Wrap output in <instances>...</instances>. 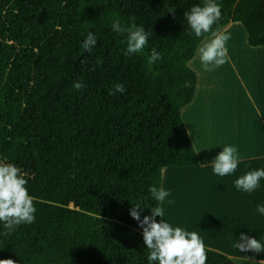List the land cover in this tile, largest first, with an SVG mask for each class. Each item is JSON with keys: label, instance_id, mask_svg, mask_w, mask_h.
Masks as SVG:
<instances>
[{"label": "trees", "instance_id": "1", "mask_svg": "<svg viewBox=\"0 0 264 264\" xmlns=\"http://www.w3.org/2000/svg\"><path fill=\"white\" fill-rule=\"evenodd\" d=\"M204 2L0 0V161L26 173L37 209L10 235L0 222V259L150 264L130 209L140 203L143 219L159 206L149 188H160L162 167L198 162L181 109L196 87L187 62L211 34L197 37L184 13ZM215 2L213 31L238 21L264 51V0ZM117 19L149 33L143 52L125 55ZM89 32L97 39L90 52L82 48ZM153 48L161 58L149 68ZM117 83L126 91L110 94ZM205 249L206 264H235Z\"/></svg>", "mask_w": 264, "mask_h": 264}, {"label": "rangeland", "instance_id": "2", "mask_svg": "<svg viewBox=\"0 0 264 264\" xmlns=\"http://www.w3.org/2000/svg\"><path fill=\"white\" fill-rule=\"evenodd\" d=\"M220 32L230 35L226 42L227 62L206 71L200 61L198 48L211 35L199 42L194 57L187 62L198 77L197 103L181 109L184 123L188 119V122H196L195 130L209 127L205 132L197 131L199 138L194 130L195 134L192 136L196 138L200 161H211L210 168L206 171L202 165L197 168H162L161 187L169 193L164 201L166 210L163 219L173 227H181L188 232L195 231L198 235L204 234L214 241L228 245L237 242V239H229L246 230L248 235H253L261 242L262 251L259 254L264 255V214L256 211L257 205L264 206V177L260 178L257 188L252 192H244L235 187V180L248 171L264 169V160L252 157V161L238 163L235 172L223 177L215 174L211 165L224 146L236 148L261 142L251 132L253 130L250 123V131L242 125L244 116L240 112L239 91L244 82L248 83L251 74H256L257 64L261 62L262 65L263 50L261 46L247 42L245 29L238 21H232ZM190 111L193 112L192 116ZM248 118L251 117H246V121ZM261 137L264 138V134Z\"/></svg>", "mask_w": 264, "mask_h": 264}, {"label": "clouds", "instance_id": "3", "mask_svg": "<svg viewBox=\"0 0 264 264\" xmlns=\"http://www.w3.org/2000/svg\"><path fill=\"white\" fill-rule=\"evenodd\" d=\"M168 12L175 15V9L169 8ZM187 24L194 34L199 37L204 33H210L211 38L198 48V54L206 71H211L227 62L228 49L226 42L230 35L220 31H213L212 26L221 17V7L215 0H205L203 6H193L184 13ZM117 33H127V50L125 55L141 53L148 44L149 33L143 27L131 24L124 26L120 21L114 20L111 25ZM97 43L92 32H89L82 43V48L91 51ZM161 58V54L155 48L147 58L149 68ZM77 90L84 87L82 82H73ZM126 91L122 83L114 86V92L110 94L124 93ZM239 159L237 149L234 146H224L211 165L218 176H227L236 171ZM26 173L12 163L0 161V222H3L4 235H10L16 227L21 224H31L35 221L34 198L29 194L26 187L28 180ZM264 177V169L251 170L235 180V187L244 192H252L259 184L260 178ZM151 197L161 204L169 195L162 187L150 186ZM144 207L140 203L132 204L130 215L138 221L142 229L143 239L149 251L148 261H157L158 264H206L207 253L203 241L195 232H188L181 227H173L163 219L164 210L162 207H151V214L141 219L140 213ZM256 211L264 214V206L257 205ZM161 219L159 222L156 217ZM234 247L241 252H251L250 259L262 251L261 242L254 236L244 232L240 233ZM0 264H17L13 259H0ZM257 264H264V260L257 261Z\"/></svg>", "mask_w": 264, "mask_h": 264}, {"label": "crops", "instance_id": "4", "mask_svg": "<svg viewBox=\"0 0 264 264\" xmlns=\"http://www.w3.org/2000/svg\"><path fill=\"white\" fill-rule=\"evenodd\" d=\"M231 22L232 21H229L228 24H230ZM228 24H226L224 27H227ZM204 39H205V37H204ZM258 46H260V45H258ZM262 50H263V48H262ZM262 53H261L262 54V65H261V62H259L257 64L259 66L256 67V74L254 72L251 74V77L248 78V80H249L248 83H245L243 81L244 84L242 85V88L239 91L240 92V100H241L240 112H241V115L244 116V120L242 122V125L246 129H248V127L250 126V125H248V123H250L251 129L253 130L251 132L255 133L256 134L255 136L260 138L261 142L259 144H254V145H247V146L241 145V147L236 146V148L238 147V149H237L238 159H239V163H241V164H244L245 161H252V157H259V158H262L264 160V143H262V139L264 140V138L261 137V135L264 134V51H262ZM257 58H259V57H257ZM195 75H196V73H195ZM195 86H196L195 87L196 91H194L193 97H192L191 101L188 103L189 105L187 104V106H190V107L194 106L197 103V97H198L197 94L199 92V90L197 91V87H198L197 86V77H196V81H195ZM187 106L185 105L183 110ZM189 113H190V116L193 115L192 111H190ZM249 116L251 118H248L247 119L248 121H246V117H249ZM255 118L258 120H256ZM188 120L185 121L184 124H186V126H187V129H188L187 131L189 132L188 136L190 137L189 139H191L190 142H191L192 147L194 146L193 149H195L194 151H195L198 162L196 165H191V166H187V167L197 168L200 165H202L204 167V171H206L210 168L209 164L211 161H209V160L200 161L199 156H198L199 151L197 150V146L195 145L196 144L195 143L196 138H195V136H192V135L196 133L197 137H198L199 134L197 131L205 132L209 127L206 126L205 128H199V129L195 130L194 126H195L196 122L193 123L191 120L188 122ZM239 124H241V123H239ZM245 125H247V126H245ZM193 130L195 131V133ZM248 131H250V130L248 129ZM247 149H249V151H244ZM250 151L251 152H257V153H255V154L248 153ZM263 165H264V163H263ZM168 167H180V166H168ZM162 172H163V170L161 169V177L163 176ZM171 172L174 173L173 170H171ZM176 173L177 172H175V174ZM160 188H161V182H160ZM159 206L162 207L164 212H165V210H166L165 209V203L163 202L161 204L159 202ZM240 233L236 234L235 238L232 237L229 240L231 241L232 239L233 240L237 239V241H238ZM244 233L247 234L246 230L244 231ZM199 236H200L201 240L203 241V244L205 247L212 248V249H215L217 251H220V252L226 254V256H228L230 259H232L235 264H238V262H240L239 264H257V261L264 260V255L259 254V253L255 254V258L250 259V256H252L253 253L239 251V249L234 247V244L236 242L230 243L228 245V244H223L221 242L214 241L211 238L205 236L204 234H200ZM249 236H253V235H249Z\"/></svg>", "mask_w": 264, "mask_h": 264}]
</instances>
